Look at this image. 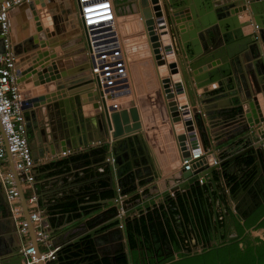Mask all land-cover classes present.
<instances>
[{"label": "water", "instance_id": "water-1", "mask_svg": "<svg viewBox=\"0 0 264 264\" xmlns=\"http://www.w3.org/2000/svg\"><path fill=\"white\" fill-rule=\"evenodd\" d=\"M137 1L140 16L149 31V46L181 156L190 155L198 135L205 145H210L212 136L209 134H215L218 140L215 146H219L225 156L218 165L209 166V170H218L227 180L229 169L243 168L240 192L264 190V151L259 149L264 127L262 130L256 127L264 117V0H232L219 6L214 5L215 0ZM35 2L44 6L41 20ZM73 2L78 9L77 0ZM45 3L30 0L24 3L27 7L22 8V4L12 10L16 14L30 7L40 31L41 42L33 36L27 40L29 46L23 51L47 47L33 55L31 64L24 66L19 60L17 63L20 83L45 84L47 93L52 92L33 95L25 103L30 144L36 152H47L48 157L55 156L60 149L79 148L88 153L99 150L103 159L111 154L113 166L118 168L122 164L129 171L130 186L135 188L141 183L138 180L141 170L153 169L154 163L139 111L137 107L109 111L104 100L100 107L89 62L80 68H68L63 63L71 55V48L61 44L64 52H56L62 31L58 26L59 18L51 15ZM79 22L84 31L83 19ZM253 22L259 26L257 33L253 31ZM164 28L171 36L164 33L161 41L155 31ZM56 57L57 61L49 62ZM229 91L232 97L227 102L222 101L221 97L228 96ZM81 93H87L88 99L82 98ZM211 101L217 103L210 106ZM91 103L95 104V109L89 113L85 107ZM209 118L219 122L214 133L205 126ZM95 143L99 146L93 147ZM192 175V172L184 173L186 182L181 188L191 187L188 178ZM146 176L147 182H154L151 170ZM162 193L157 190L154 195ZM225 195L229 204L228 194ZM229 195L233 197L234 193ZM6 204V193L0 184V217L5 219L4 224H0V264H24L19 254L21 237ZM117 231L120 239L124 238L118 217L80 231L67 246L79 243L85 249L84 241L89 239L92 246L98 248L101 243L113 240ZM111 257V262L118 264L114 252Z\"/></svg>", "mask_w": 264, "mask_h": 264}, {"label": "crops", "instance_id": "crops-1", "mask_svg": "<svg viewBox=\"0 0 264 264\" xmlns=\"http://www.w3.org/2000/svg\"><path fill=\"white\" fill-rule=\"evenodd\" d=\"M44 1L46 2L45 6L50 10L51 15H56L59 18L58 26H60L62 31L60 36L63 37L61 39L58 38L57 42L59 45L55 49H58V53L61 52V44L71 48V55L65 58V61L69 62V64L65 61L62 63L64 65L66 64L65 66L68 68H80L82 65L88 63V59L84 50L83 29L80 26L76 5L73 0ZM128 1L129 3H127L126 0H113L117 13L118 9L127 10V13H135L139 16L136 20L139 25L143 27V21L141 22L139 20L141 16L138 1ZM230 1L232 0H215L214 5H224L226 3L228 4ZM35 9L40 19L41 10L44 9V6L35 2ZM11 19L12 25L10 34L13 51L18 60L24 62V66L29 65L34 61L33 55L37 54L38 51L47 49V47L44 48L39 46L38 49L28 51L25 49V52L23 51L26 45L29 46V43L27 42L29 38L37 36V38L34 39H37L39 43L41 42L38 38L40 31H38L37 21L35 20L33 11L30 7L28 10L24 9V11H20L16 14L12 12ZM0 51H3L1 40ZM140 51L141 50L139 49L131 53L125 51L133 74H135V79L137 82L142 83V85L145 83L147 84V94L153 92L152 86H154V83L157 84V88L159 89V95L157 96L159 102L156 101L155 95L157 94L151 96L147 94L137 96L142 99L148 97L149 104L147 108L155 110L156 113V129H154V131L151 130L150 133H148L149 136L145 135V139L149 144L154 159L153 169L141 170V177L138 179L141 183H137L135 188L130 186L127 177L129 171L123 167L122 164H120L118 168H115L112 162L110 165L108 158H111L112 155L110 154L107 158L103 159V153L99 150L88 153L84 149H78L73 153L64 156L61 154L62 150L60 149L59 153L55 156L48 157L47 152L43 153L39 150L36 152L32 147L35 158L34 173L36 180L31 189L24 190L21 187V201L23 204L24 215L26 218L30 217L27 197L35 193L38 196V204L36 207L42 211L46 232L49 234L52 247H69L71 253L77 254V256L73 257L67 255L66 257L68 260L66 259L67 261L65 260L64 264H68V262H71L69 264H83L81 259L84 258L86 254L85 252H83V254H78L80 249L82 250V244L77 243L73 246H67L68 241L77 237L79 232L86 228L93 229L99 224L107 223L114 218H117L115 205L116 197H118L119 194L124 196L125 201H127L125 206L128 213L132 216L131 218L135 219L139 214L141 215L145 213L147 209H153L154 206L163 204L159 201L166 199L169 195L168 193L170 191L166 189L171 190L173 187H178V192L189 191L198 179L199 175H192V177L188 178L190 183H192L191 187L188 185L187 189L181 188V185L186 182L184 173H188V171H185L181 164L182 158L177 143L174 140L173 125L165 104L166 102L162 88L159 84V76L156 67L153 60L148 57L147 59L149 60L145 58V63L143 61L138 64H132L129 59V54L134 56L132 57L133 59H136V54ZM52 55L53 54H51V56ZM54 59L57 61L56 57L51 58L49 62H52ZM142 64H145V66ZM136 65L138 66L136 67ZM148 68H151V70L153 69V72L149 73ZM177 76L179 77L180 75L178 74ZM150 83H153V85ZM23 85L31 91L30 96L45 93L48 95L52 94V92L47 93L48 90L45 88V84L36 86L31 82L28 84L23 83ZM150 85L151 87L148 90ZM53 92L56 93L57 90ZM81 96L82 98L88 99L87 94L85 93H81ZM159 96H161V100L159 99ZM231 97L232 95L229 91L228 96L221 97V100L227 102ZM216 103L217 101H211L208 105L213 106ZM147 112H149V110H147ZM139 113L143 125L142 127L147 130V125L143 118L144 112L139 110ZM217 123H219L217 120H211L209 118L207 119L205 126L208 130H211L214 133V130L219 127ZM167 137H170L169 141L167 140ZM209 137H211V144H214V150L218 153L219 148L217 147L219 146H215V144L218 143L215 134H209ZM8 160L12 169L13 163L10 154L8 155ZM148 170L152 171L155 178L154 182L150 183L146 181V173ZM241 171H243V168L241 169L240 167L228 170V175L233 176L238 182V186L234 189L235 192H233V197L229 195L232 191L229 192L228 187L231 188L235 182H231L230 179L225 180L224 175L218 170L210 172L203 183L199 182V184L202 185L201 188L204 195V205L211 207L213 211L222 213L224 205L227 203L225 199V193H227L230 200L229 204L233 207V211H236L235 208L237 204L244 200L247 193L246 191L241 193L239 190V180L242 177ZM214 173H216V177L218 178H216V180H214ZM154 185H157L158 187L153 188ZM120 188L121 192L119 191ZM157 190H160L161 193L164 190V192L161 196H156L154 193ZM110 191H113L114 195H108ZM134 195H138L139 199L132 202L130 201V198ZM4 221L5 219L0 217L1 225L4 224ZM123 230L124 238L120 239V235L117 231L113 234V240L101 243L98 248H95V245H93L91 251L87 253V256L96 257L98 260L102 258H110L111 261V256L114 252L115 254H126L129 260L132 249L128 243L126 222ZM31 238L33 241L36 240L33 230L31 232ZM42 250L47 249L43 246ZM53 264H58V262L54 261Z\"/></svg>", "mask_w": 264, "mask_h": 264}, {"label": "built area", "instance_id": "built-area-1", "mask_svg": "<svg viewBox=\"0 0 264 264\" xmlns=\"http://www.w3.org/2000/svg\"><path fill=\"white\" fill-rule=\"evenodd\" d=\"M29 1H0V37L3 38L1 42L5 51L4 54L0 53V184L6 193L10 216L21 237L19 254L24 264H51L57 260V252L61 247H52L50 243L42 211L36 207L38 196L33 193L27 197L30 209L29 219L24 215L21 201V187L24 190L31 189L36 180L35 158L25 117V103L32 96H30L31 91L18 81L16 75L18 58L13 51L10 29L12 10ZM77 2L78 17L83 19L85 26L84 50L90 64V76L94 82V91L98 94L100 107H102V100L105 101L109 111L137 107L138 111L146 113V115L143 113V118L147 130L143 129V133L144 136H149L148 133L156 129L155 115L147 112L148 97L143 99L137 97L141 95L125 52L120 35L118 13L113 0H77ZM252 26L253 31L257 33L258 24L253 22ZM256 127L263 129L264 117L260 119ZM196 143L189 156H181V164L185 171L199 175L197 180L203 183L212 172L208 167L218 165L224 156L221 154L220 147H217L219 148L217 153L214 150V144L205 145L199 135ZM97 146L99 143H95L93 147ZM259 149L264 151V138ZM74 151L65 150L61 154L67 156ZM8 154L12 157V169ZM108 162L113 163V157L108 158ZM228 190L232 191L230 187ZM119 191L121 192V188ZM176 192L178 190H170L168 194L174 196ZM115 207L119 227L124 228L126 220L132 216L128 213L122 194L116 197ZM32 230L36 237L35 241L31 238ZM43 246L47 250H42Z\"/></svg>", "mask_w": 264, "mask_h": 264}, {"label": "trees", "instance_id": "trees-1", "mask_svg": "<svg viewBox=\"0 0 264 264\" xmlns=\"http://www.w3.org/2000/svg\"><path fill=\"white\" fill-rule=\"evenodd\" d=\"M213 175L214 180H216V173ZM227 176L231 182H235L231 187L232 192H235L234 189L238 186V182L233 176ZM196 182L189 191L176 192L174 196L168 195L163 204L154 206L153 209H147L137 220L128 217L126 220L128 243L134 253H137L140 246L153 245V242L157 244L159 239L164 240L165 244H171L174 249H179L181 247L179 242L181 230L178 229L177 225L180 217L187 218L193 214L212 213V208L204 205L202 185L199 184L198 180ZM108 195H114V192L110 191ZM138 199L139 196L134 195L130 198V201L135 202ZM126 204L127 201H125ZM261 225H264V221ZM252 241H246L244 246L233 242L217 245L207 249L206 253L199 254V256H203V258H200L202 264H264V240L255 237ZM84 245L85 249H80L78 252V254H83V252L86 254L81 259L83 264H113L110 258L98 260L96 257L87 256V253L92 249L89 239L84 241ZM57 255L56 261L58 264H64L67 255L70 257L77 256V254L69 251V247H61ZM118 259L120 263L128 262L127 255L123 253H119Z\"/></svg>", "mask_w": 264, "mask_h": 264}, {"label": "flooded vegetation", "instance_id": "flooded-vegetation-1", "mask_svg": "<svg viewBox=\"0 0 264 264\" xmlns=\"http://www.w3.org/2000/svg\"><path fill=\"white\" fill-rule=\"evenodd\" d=\"M246 192L236 211L226 203L222 213L212 210L208 214L180 217L177 225L181 230L179 249L159 239L157 244L153 242V245L140 246L137 253L131 251L125 264H202L200 258L203 256L199 254L214 246L231 242L244 246L246 241L253 242L255 237L264 240V225H261L264 221V190L259 188L256 192ZM259 193L261 196H258ZM6 208L9 211L8 202ZM115 256L118 264H124L120 263L119 254Z\"/></svg>", "mask_w": 264, "mask_h": 264}, {"label": "bare ground", "instance_id": "bare-ground-1", "mask_svg": "<svg viewBox=\"0 0 264 264\" xmlns=\"http://www.w3.org/2000/svg\"><path fill=\"white\" fill-rule=\"evenodd\" d=\"M25 5V4H24ZM23 5V7L22 8H25V7H27V5H25L24 6ZM21 8V9H22ZM139 17V16H138ZM126 19V18H125ZM142 18L140 17V21L142 22L143 20H141ZM127 20V19H126ZM51 23V20L49 19V17H48V21H47V24L49 25ZM143 33H144V36H145V39H146V44L144 43V40H142V38H141V35H142V33H141V30H139V28H137V26L136 25H134L133 24V26H132V34H130V35H128V34H126L125 35V33L121 30V27H120V35L122 34L123 36H122V39H123V43H124V45L126 46V49H127V53H131V52H133V51H136L137 49H139V50H141L139 53H137L136 55V59H133L132 58V55H130L129 54V59H130V62L132 63V64H138V63H142L143 61H144V63H145V61H146V59H147V57H146V59H145V56H144V49L143 48H148V55H149V58H151L152 60H153V56H152V53H151V49H150V46H149V31H148V29L144 26V22H143ZM148 31V32H147ZM158 35H159V37L161 38V41L163 40V37H162V34H164V33H166L167 35H170L169 34V32H168V29L166 28H164V30H160V29H156V31H155ZM171 36V35H170ZM143 37V36H142ZM169 41L171 42V40L169 39ZM143 43V44H142ZM147 46V47H146ZM69 48H67V50H68ZM56 50V49H55ZM54 50V51H55ZM126 51V50H125ZM56 52H57V50H56ZM62 52H64V51H62ZM153 63H154V60H153ZM138 65H136V67H137ZM160 72H162V71H160ZM79 76H81V75H79ZM80 78V77H79ZM85 94H87V93H85ZM155 95V94H154ZM84 97V96H83ZM87 97H88V95H87ZM155 97H156V101L157 102H159L158 101V97H157V95H155ZM142 99V98H141ZM151 101V100H150ZM157 104H159V103H157ZM91 105V106H90ZM94 109H95V104H89V105H86V107H85V111H87V112H89V113H91L92 111H94ZM147 110H149V113L150 112H152L153 113V115H155L156 113H155V110H153V109H147ZM145 112H146V110H145ZM144 115H146V113H144ZM142 131H143V127H142Z\"/></svg>", "mask_w": 264, "mask_h": 264}, {"label": "rangeland", "instance_id": "rangeland-1", "mask_svg": "<svg viewBox=\"0 0 264 264\" xmlns=\"http://www.w3.org/2000/svg\"><path fill=\"white\" fill-rule=\"evenodd\" d=\"M126 2L127 3H129V1L128 0H126ZM131 7H132V5H131ZM120 8V7H119ZM118 18H119V22H120V27H121V30L125 33V35L126 34H128V35H130V34H132V26H133V24L134 25H136L137 26V28H139V30H141V33H142V35H141V38H142V40H144V43L146 44V39H145V36H144V33H143V27H141L140 25H139V23H138V21L136 20L137 18H138V16L135 14V13H127V10H122V9H118ZM127 20H126V19ZM54 30H55V28H54ZM123 35L121 34V37H122ZM143 36V37H142ZM143 44V43H142ZM125 46V45H124ZM147 47V46H146ZM144 49V56H145V58L146 57H148L149 58V53H148V48H143ZM60 50V49H59ZM125 50H126V52H128L127 51V49H126V46H125ZM132 57H134V56H132ZM147 60H149V59H147ZM143 66H145V64H142ZM148 72L150 73H152L153 72V69L151 70V68H148ZM135 73V72H134ZM135 75V74H134ZM151 84V83H150ZM137 85H138V88H139V94L141 95V96H143V95H145V94H147L148 93V91H147V84L145 83L144 85H142V83H139V82H137ZM151 85H153V83L151 84ZM151 85L148 87V90H149V88L151 87ZM151 90V89H150ZM152 93L150 92V94H147V95H154V94H157V96L159 95V89L157 88V84L156 83H154V86H152ZM158 92V93H157ZM159 99L161 100V96H159ZM154 131V130H153ZM156 136V135H155ZM169 139H170V137H167V140L169 141ZM158 140V139H157Z\"/></svg>", "mask_w": 264, "mask_h": 264}]
</instances>
